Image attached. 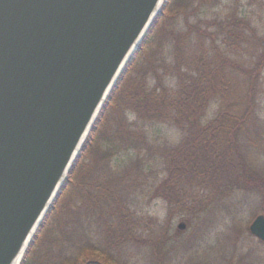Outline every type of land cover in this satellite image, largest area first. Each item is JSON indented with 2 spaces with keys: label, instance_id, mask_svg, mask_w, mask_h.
Segmentation results:
<instances>
[{
  "label": "trees",
  "instance_id": "16d2710c",
  "mask_svg": "<svg viewBox=\"0 0 264 264\" xmlns=\"http://www.w3.org/2000/svg\"><path fill=\"white\" fill-rule=\"evenodd\" d=\"M241 1L167 0L101 109L21 264H132L124 251L139 246L148 263L165 264L209 237L215 242L210 250L217 252L220 242L232 247L221 264H264V252L256 250L264 242L248 232L251 221L264 215V119L257 114L264 35L244 15ZM180 17L183 25L177 27ZM162 25L161 41L146 55L139 79L128 85ZM211 102L217 108L207 120ZM111 116L113 127L94 148ZM159 126L174 128L179 141L157 139L158 131L151 130ZM238 195L252 196L259 207L244 227L238 226ZM140 196L162 200L167 221L185 215L192 236L170 241L167 225L127 203ZM225 220L231 223L217 231ZM52 224L57 232L49 238ZM239 238L253 246L234 250Z\"/></svg>",
  "mask_w": 264,
  "mask_h": 264
},
{
  "label": "water",
  "instance_id": "95a60500",
  "mask_svg": "<svg viewBox=\"0 0 264 264\" xmlns=\"http://www.w3.org/2000/svg\"><path fill=\"white\" fill-rule=\"evenodd\" d=\"M166 2L0 0V264H21ZM248 232L264 242L263 214Z\"/></svg>",
  "mask_w": 264,
  "mask_h": 264
},
{
  "label": "rangeland",
  "instance_id": "374dc122",
  "mask_svg": "<svg viewBox=\"0 0 264 264\" xmlns=\"http://www.w3.org/2000/svg\"><path fill=\"white\" fill-rule=\"evenodd\" d=\"M228 3V2H226ZM242 10L244 12V15L249 18L252 25L254 26L256 32L258 35H264V0H242L241 1ZM177 27H182V17L177 21ZM163 26L162 25L156 36L152 38L151 44L148 46V48L145 50V54L143 55L141 61L137 64L136 70L132 73L130 76V80L128 82V85L134 83L136 80L139 79V73L141 69L145 66V58L146 55L151 54L153 50L155 49L156 45L161 41L163 36ZM169 28V24L167 25ZM263 77H264V70H263ZM264 82V81H263ZM258 111L257 114L261 119H264V85H263V91L262 95L258 102ZM217 108V104L215 102H211L209 106L207 107V110L204 114L205 119H210L215 110ZM115 116H111L106 122L104 127L101 130V135L96 140V146H99L101 142V138L103 136V133H105L107 130L113 127L114 125V119ZM130 120L133 119L131 115H129ZM154 131H158L157 134H152ZM151 134L154 135L157 139L161 138L162 140L168 142L169 144H176L179 139L180 135L176 132V130L172 127L168 126H159L157 128H154L151 130ZM163 141V142H164ZM124 160H127V156L123 157ZM91 163V157L87 158L84 162V166H87ZM71 192V191H70ZM69 198V194L67 197H65V200L67 201ZM237 201L239 203V213H241L239 218V225L241 227H244L245 224L248 223L249 219L251 218V215L253 212L258 211V205L257 202H255V199L252 196L247 195H238ZM127 203L134 206L139 213L147 214L150 217H153L156 219L158 224L161 225H167V236L171 235L172 238L170 241L176 243L181 240L189 239L190 236H192L194 232V227L186 222L185 215L183 214H177L170 218H168L167 221V206L166 204L159 199H152L149 200L147 198L137 197L133 200H127ZM65 204V201H64ZM166 220V221H165ZM225 223H221L220 227H218L217 231H225L226 225H229L231 222L230 220L223 221ZM179 223L185 224V228L182 231H177V225ZM57 224H52L50 226V231L48 232V237H53L57 232ZM87 226L84 225V232H86ZM91 233V230H90ZM151 235L152 233L149 232L148 235ZM215 244L212 237L205 238L204 241L197 242L192 245L191 249L189 251L182 252V255L174 256L170 261L166 262L165 264H221L223 262V259L229 257L232 247H230L227 243L220 242L219 245H217V252L213 249L210 250L209 246H213ZM143 245V244H140ZM253 246V242L249 239L242 238V240L239 238L238 245L235 246L234 250L237 251H243L249 249V247ZM234 247V246H233ZM189 249V248H188ZM181 250L179 248L176 250L178 252ZM257 252H264V248L256 249ZM125 252L126 258L129 260L132 264H150L148 263L145 255V251L143 247L139 246V248H129ZM217 261V262H216Z\"/></svg>",
  "mask_w": 264,
  "mask_h": 264
}]
</instances>
